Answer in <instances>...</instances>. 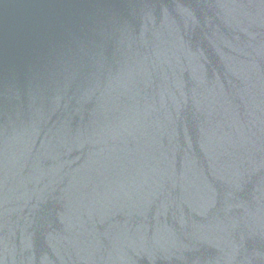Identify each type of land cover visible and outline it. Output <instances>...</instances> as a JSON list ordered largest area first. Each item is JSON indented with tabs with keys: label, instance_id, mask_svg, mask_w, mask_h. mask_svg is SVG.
I'll return each instance as SVG.
<instances>
[{
	"label": "water",
	"instance_id": "obj_1",
	"mask_svg": "<svg viewBox=\"0 0 264 264\" xmlns=\"http://www.w3.org/2000/svg\"><path fill=\"white\" fill-rule=\"evenodd\" d=\"M0 264H264V0H0Z\"/></svg>",
	"mask_w": 264,
	"mask_h": 264
}]
</instances>
